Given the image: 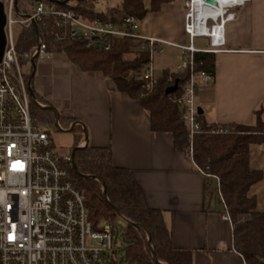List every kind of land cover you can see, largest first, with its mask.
Here are the masks:
<instances>
[{
  "label": "built area",
  "instance_id": "obj_1",
  "mask_svg": "<svg viewBox=\"0 0 264 264\" xmlns=\"http://www.w3.org/2000/svg\"><path fill=\"white\" fill-rule=\"evenodd\" d=\"M61 1L3 0L7 44L0 62V264H106L115 233L111 220L96 223L91 220L85 193L71 174L72 154L58 155L49 132L31 108L32 101L44 105L32 97L25 68L29 66L30 70L33 59L49 58L53 52L41 36L38 44L25 54L28 64L23 65L17 49L22 29L51 21L60 41H80L97 51L110 50L118 38L141 39L150 51V62L139 75L148 90L158 80L154 56L163 53L165 45H172L138 32L139 19L135 16L97 12L88 4V11L92 12L89 14L75 7L77 0ZM247 1L235 0L222 6L216 2L215 6L222 9L217 17L201 15L200 0L187 3L185 32L189 42L177 47L184 56L178 71L187 72L188 78L174 101L182 108L191 138L200 130L199 87L215 80L214 74L196 69L195 54L224 51L226 24L235 18V9ZM198 39H207L208 46H197ZM169 80L178 83L172 76ZM56 126L62 131L69 130L59 121ZM191 160L201 174L216 180L223 217L231 220L219 190V178L208 166L201 167L192 156ZM116 220L120 224L127 222L121 216Z\"/></svg>",
  "mask_w": 264,
  "mask_h": 264
},
{
  "label": "crops",
  "instance_id": "obj_2",
  "mask_svg": "<svg viewBox=\"0 0 264 264\" xmlns=\"http://www.w3.org/2000/svg\"><path fill=\"white\" fill-rule=\"evenodd\" d=\"M188 0L163 4L147 14L151 25L144 36L171 46L188 44L185 15ZM226 24L224 51L215 54V80L199 87L197 104L208 122L218 125L264 119V0H249L235 9ZM205 41L207 39H198ZM181 50V49H180ZM33 88L37 100L54 106L71 120L62 126L83 131L80 146L110 147L116 166L131 171L146 204L163 210L173 244L193 250V264H246L233 244V224L214 199L216 180L206 178L191 158L174 147L170 132H155L140 102L117 89L97 71H83L64 52L36 59ZM249 166L263 178L250 188L257 210H264V144L249 148Z\"/></svg>",
  "mask_w": 264,
  "mask_h": 264
},
{
  "label": "trees",
  "instance_id": "obj_3",
  "mask_svg": "<svg viewBox=\"0 0 264 264\" xmlns=\"http://www.w3.org/2000/svg\"><path fill=\"white\" fill-rule=\"evenodd\" d=\"M89 1L77 0L75 7L92 14L87 8ZM174 1L123 0L120 8L110 12L119 16L132 15L141 20L151 12H158L163 4ZM41 36H44L49 51L64 52L81 70L101 72L111 78L118 90L137 99L148 112L153 131L172 133L177 151L190 158L192 156L201 167H209L210 172L219 178V190L230 213L235 250L243 255L246 264H264V210L258 211L256 197L249 195L251 186L263 178L262 171L249 166L250 146L264 144L262 108L255 110L253 124L218 125L208 122L203 113L199 114L200 130L191 138L182 118V108L174 101L181 95L188 73L164 70L155 86L146 89L139 78L150 62V51L145 41L118 38L110 50L97 51L80 41H60L49 21L45 25L39 23L22 29L17 49L23 65L28 64L25 54L38 44ZM128 54L134 56L128 58ZM195 63L197 70L215 73L214 53L197 52ZM33 69L31 65L28 81ZM170 76L178 80V89L166 93L167 88L174 85L169 80ZM31 87V95L37 99L33 83ZM31 108L43 124L55 126L59 121L69 125L71 122L54 106L42 107L32 101ZM72 132L74 145L70 170L73 180L85 193V203L93 222L101 219L114 222L118 216L127 221L122 226L127 241L128 263L193 264V250L174 246L173 233L165 221L163 210L146 204L131 171L114 164L112 149L91 145L80 147L83 131L74 126ZM217 193L213 194L214 199L223 204L218 190Z\"/></svg>",
  "mask_w": 264,
  "mask_h": 264
},
{
  "label": "rangeland",
  "instance_id": "obj_4",
  "mask_svg": "<svg viewBox=\"0 0 264 264\" xmlns=\"http://www.w3.org/2000/svg\"><path fill=\"white\" fill-rule=\"evenodd\" d=\"M185 3V0H176ZM123 0H90L88 4L97 12H107L111 9H118L122 6ZM150 19L145 16L143 19H139L138 32L147 31L150 28ZM208 41V40H207ZM196 45L204 47L205 41H196ZM163 53H157L153 59L154 73L156 77H160L164 70H170L171 72H178L179 66L184 60L182 51L178 48L165 46ZM133 54H128V58H132ZM29 66L25 68V72H30ZM44 128L49 132L54 150L60 156L71 155L74 145V132L62 131L57 126H50L44 124ZM214 194H218L217 190L213 187ZM115 223V233L113 249L107 252L106 264H129L126 259L127 241L125 236L124 227L117 220Z\"/></svg>",
  "mask_w": 264,
  "mask_h": 264
},
{
  "label": "water",
  "instance_id": "obj_5",
  "mask_svg": "<svg viewBox=\"0 0 264 264\" xmlns=\"http://www.w3.org/2000/svg\"><path fill=\"white\" fill-rule=\"evenodd\" d=\"M205 1H207L211 4L216 3L215 0H205ZM5 25H6V13H5V9H4V2H3V0H0V62L3 59V55H4L6 44H7ZM32 66L35 67V59L32 60ZM32 79H33V74L31 75V77L28 81L29 90H30L31 94H32V87H31ZM177 89H178V83L176 82L174 85L167 88L166 93H172V92L176 91ZM198 112H199V114L203 113L201 108H198ZM80 147H82V146H80Z\"/></svg>",
  "mask_w": 264,
  "mask_h": 264
},
{
  "label": "bare ground",
  "instance_id": "obj_6",
  "mask_svg": "<svg viewBox=\"0 0 264 264\" xmlns=\"http://www.w3.org/2000/svg\"><path fill=\"white\" fill-rule=\"evenodd\" d=\"M235 0H216V2H219V4L222 6L225 3L228 2H234ZM208 6V8L204 9L203 7ZM198 10L201 15H212L214 17H217L220 15L222 12V9L218 6H215V4H205L202 0H200L199 5H198ZM207 11V12H206Z\"/></svg>",
  "mask_w": 264,
  "mask_h": 264
}]
</instances>
